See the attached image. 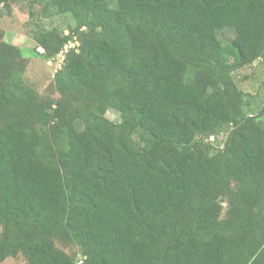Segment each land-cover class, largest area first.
I'll use <instances>...</instances> for the list:
<instances>
[{
    "label": "trees",
    "instance_id": "obj_1",
    "mask_svg": "<svg viewBox=\"0 0 264 264\" xmlns=\"http://www.w3.org/2000/svg\"><path fill=\"white\" fill-rule=\"evenodd\" d=\"M26 1L34 55L68 49L45 96L0 37V264H264V109L233 76L264 67V0Z\"/></svg>",
    "mask_w": 264,
    "mask_h": 264
},
{
    "label": "rangeland",
    "instance_id": "obj_2",
    "mask_svg": "<svg viewBox=\"0 0 264 264\" xmlns=\"http://www.w3.org/2000/svg\"><path fill=\"white\" fill-rule=\"evenodd\" d=\"M30 7L26 0L16 1L9 4V9L0 6V37L6 43H10L21 49L23 57L26 60L24 68V78L33 88H35L40 95H47L48 89L52 84L55 72L61 67L67 47L62 50L56 57L51 60H46L42 57H36L34 50L42 53L43 50L37 46L33 35V24L29 17ZM74 25L69 17H56L44 21V26L47 29L52 27L64 30L68 33V27ZM220 36L224 41L230 42L233 38V31L231 29H223L220 31ZM74 46V45H72ZM235 82L239 88L247 93V98L250 101V110L254 115H258L264 109V67L261 63H255L244 69H241L233 74ZM52 96L57 97V94ZM106 118L117 123L119 122V115L109 110L106 112ZM264 124V114L257 119ZM227 132L220 134L218 137H210L209 141L214 145V150L219 148L225 140ZM226 204L224 203V209ZM59 248L66 252L77 253V249L72 245L62 246L57 243ZM78 255V254H77ZM79 256V255H78ZM80 259V258H79ZM25 260L22 256L16 258H7L1 264H24Z\"/></svg>",
    "mask_w": 264,
    "mask_h": 264
}]
</instances>
